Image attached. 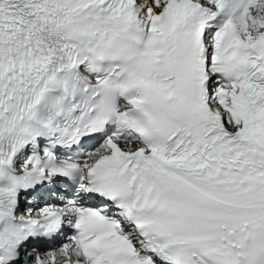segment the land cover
Segmentation results:
<instances>
[{"label":"snow or ice","instance_id":"6c2138e0","mask_svg":"<svg viewBox=\"0 0 264 264\" xmlns=\"http://www.w3.org/2000/svg\"><path fill=\"white\" fill-rule=\"evenodd\" d=\"M0 264H264V0H0Z\"/></svg>","mask_w":264,"mask_h":264}]
</instances>
